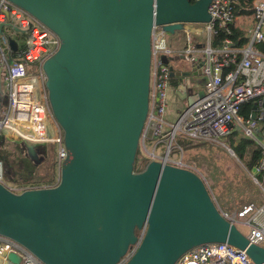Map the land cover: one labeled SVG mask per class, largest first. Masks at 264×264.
<instances>
[{"label":"water","instance_id":"1","mask_svg":"<svg viewBox=\"0 0 264 264\" xmlns=\"http://www.w3.org/2000/svg\"><path fill=\"white\" fill-rule=\"evenodd\" d=\"M9 1L61 40L43 70L68 158L55 186L14 193L0 183V236L42 264H176L208 243H228L264 264V247L223 217L196 171L156 160L134 170L150 110L154 28L174 34L184 23H207L212 0ZM187 84L176 93L192 105ZM26 150L42 163L33 144ZM4 264L21 258L12 252Z\"/></svg>","mask_w":264,"mask_h":264},{"label":"built area","instance_id":"2","mask_svg":"<svg viewBox=\"0 0 264 264\" xmlns=\"http://www.w3.org/2000/svg\"><path fill=\"white\" fill-rule=\"evenodd\" d=\"M195 0L194 2H197ZM210 21L207 23H184L176 30L180 39L185 40L182 52L187 62L201 63V72L206 78L204 95H196L194 104L188 105L178 120L171 125L166 123L168 91L173 81L169 60L176 53L170 43V34L161 26L154 28L152 34L151 91L150 110L143 134L146 141L155 143L152 160L176 166H185V152L173 146L177 136L196 143L217 142L233 133L236 126L242 127L245 136L255 141L261 157L254 166L253 179L260 185L264 182V0H212L209 6ZM240 11L251 12L257 28L248 42L238 45L232 36L233 25ZM16 28V34L26 36L25 44L13 51L7 34H2L0 43V72L5 70L4 85L8 89L6 117L0 121V134H13L21 141L57 145L55 163L59 170L68 158L64 144V133L55 121L48 101L47 76L43 65L61 46V40L48 27L24 9L9 0H0V27ZM196 26V28H195ZM198 30L204 41L198 45L193 42V33ZM225 33L218 48L213 46L215 37ZM6 52L9 54L7 55ZM176 78V76H175ZM48 120L55 129H48ZM259 130V133L257 131ZM166 146L163 155L156 150ZM174 150H178L174 152ZM59 182V181H58ZM0 183L14 193L42 187L31 185L21 189L5 183L4 164L0 161ZM55 186V185H54ZM264 190V189H263ZM223 217L238 229H248L247 238L251 243L264 244V205L247 202L240 209L230 213L221 211ZM147 225L139 231L144 237ZM138 249L132 247L127 261ZM21 258V264H42L23 246L0 236V264L7 262L10 253ZM176 264H256L245 250L228 243H208L185 253Z\"/></svg>","mask_w":264,"mask_h":264},{"label":"rangeland","instance_id":"3","mask_svg":"<svg viewBox=\"0 0 264 264\" xmlns=\"http://www.w3.org/2000/svg\"><path fill=\"white\" fill-rule=\"evenodd\" d=\"M236 26L238 30L243 28V33L248 34L250 37L253 36L254 31L256 30L257 23L254 18L245 17L244 15H239L236 19ZM196 28V26H195ZM241 31V30H240ZM5 34L16 39L20 46L25 44L26 36H20L16 34V32L12 28H6ZM193 37L199 42L203 35L199 34V31L196 30L193 33ZM0 43L3 46L2 42V34L0 33ZM199 44V43H198ZM7 55H9L6 52ZM1 51H0V58H1ZM169 61L171 66L175 68L176 72L182 73V78L180 79V83H185V78L187 81L188 86V93L192 95L194 92H200L204 88L203 82L198 80L195 82V87L191 85V78H194L193 69L197 68L200 63L193 61L187 62L184 53H174L169 56ZM179 63H182V67L179 70ZM7 75L5 70H1L0 72V121H3L6 117L7 111V103H8V89L4 85V78ZM173 79H175V74L172 73ZM201 77V76H200ZM176 80H173L174 82ZM178 96L176 94L170 95V99L172 101L176 100L179 102ZM185 103V102H179ZM172 104V102H171ZM176 113L180 112L181 109L179 107L174 106L172 104ZM180 110V111H179ZM54 124L48 120L47 128L51 129L54 128ZM259 133V130L257 131ZM0 154L4 151L3 148L8 147L11 151H23L24 153L27 152V148L29 145L33 144L39 157L43 159L44 164L50 168L48 165L52 163L56 159L55 151L57 150V145L55 144H46V143H29L27 141H21L13 134H9L10 141L13 143H9L7 145L6 139L0 135ZM251 139L245 136V133L240 126H236L233 133L219 139L217 142H205V143H196V140H186L182 136H177L173 146L175 149H182L185 152V161L189 163L192 167H194L198 172H200L203 176L202 178L212 185V187H218V193L216 198L218 199V207L221 211L224 212H231L235 209H238L244 204L245 202L256 201L260 199L259 205H264V182L259 177L260 185H257L255 180L253 179L252 175H255L254 167L250 171L248 167L244 164V158L241 156V149H238L239 146L242 145L248 146V141ZM155 143L151 141H146V145H143V141L140 143V159H145L143 163L144 169L152 161L151 154H153ZM15 146V147H14ZM258 144L254 141L253 144L249 147V150L245 152V160L251 161L250 157L253 153V150L258 149ZM16 149V150H14ZM178 151V150H176ZM174 150V152H176ZM166 152V146L161 145L159 149L156 150L157 155H163ZM151 153V154H150ZM7 155V154H6ZM5 154H2L1 157L5 158ZM21 164L24 168H33L34 163L29 157L24 154L22 155ZM242 160V161H241ZM244 162V163H243ZM37 165V164H36ZM45 169V168H44ZM49 170V169H48ZM39 174H46L47 171L43 169L38 170ZM52 184L44 185V186H54L59 181V170L57 165L55 164L54 173L52 174ZM15 185V184H14ZM43 186V185H40ZM208 186V185H207ZM15 188L21 189L20 185H15ZM257 202V201H256ZM225 206H223V204ZM236 207H227V205H235ZM257 204V203H256ZM241 232L245 235L248 233V229L246 227L241 228ZM264 247V244H263Z\"/></svg>","mask_w":264,"mask_h":264},{"label":"crops","instance_id":"4","mask_svg":"<svg viewBox=\"0 0 264 264\" xmlns=\"http://www.w3.org/2000/svg\"><path fill=\"white\" fill-rule=\"evenodd\" d=\"M251 14V12H247V11H240L239 13H238V16L239 15H244V16H249ZM248 18V17H247ZM233 29H236L237 30V32H239L242 36H243V38H247L248 36H247V34L246 33H243L242 32V30L244 31V29L243 28H240L239 30H238V28H237V26H236V23L233 25ZM6 30V29H5ZM241 30V31H240ZM8 36V35H7ZM8 37H10V36H8ZM12 38V37H11ZM200 39V41L198 42L194 37H193V42L196 44V45H198V43L200 44V43H202L203 41H204V38L202 37V38H199ZM170 43L172 44V46H173V48L175 49V51H176V53L177 54H179V53H181L182 52V47L185 45V40L184 39H180L179 38V35L178 34H173V35H170ZM214 43V42H213ZM213 46H214V44H213ZM215 47V46H214ZM216 48H218V46L216 47ZM201 64V63H200ZM200 64H199V66L197 67V68H194L193 69V74L194 73H196L195 74V77L194 78H191L190 80H191V85H194L195 86V82L197 81V79L198 80H200V81H202L203 82V86L205 85V83H206V78H205V76L202 74V72H201V67H200ZM182 63H179V70H180V68L182 67ZM201 76V77H200ZM175 79H177V81H174V82H172L171 83V86H170V88H169V91H168V100H169V102H168V109H167V112H166V118H165V120H166V123L168 124V125H171V124H174L177 120H178V118H179V115L181 114V112L186 108V107H188V103H189V100H182L178 95H177V93H176V91H177V89H178V87H179V85L180 84H182V83H180V79L178 78V77H176ZM175 79H173V80H175ZM178 82V83H177ZM203 90V89H202ZM199 93V92H198ZM197 92H194L192 95H190L189 93H188V95L189 96H195V95H197L198 94ZM0 94H1V92H0ZM173 94H176V96H178L177 98H178V100H179V102H185V103H179V102H177L176 100H174L173 101V99H172V101H171V99H170V95L172 96ZM197 97V96H196ZM196 97H194L195 98V100H196ZM0 100H1V97H0ZM171 102H172V104L174 103V106H176V107H179V109H181V111L178 113H176V110L174 109V107L172 106V104H171ZM53 123V122H52ZM51 129H55V127L54 128H51ZM0 135H2L5 139H6V141H7V145L10 143H13L12 141H10L11 139H10V136H9V134H7V135H5V134H0ZM1 137V136H0ZM15 147V146H14ZM4 149V151L3 152H1V154H0V161H2L3 162V164H4V171H5V183L7 184V185H10V186H13V187H15V185H20L21 187H28V186H31L30 184H19V183H16V182H13L14 181V179H18V172L20 171V169H22L23 168V166H22V164H21V161L19 160V158L21 159V157H22V155H24L25 153L21 150V151H18V150H16V149H14V150H16V151H11L10 149H8V147H5V148H3ZM2 154H7L6 155V157L5 158H3V157H1L2 156ZM55 161V160H54ZM183 162H184V165L187 167V168H190V169H192V170H195L200 176H203L200 172H198L194 167H192L191 165H189V163H187L186 161H185V155H184V157H183ZM8 170V172H10V173H8L7 174V171ZM11 175L12 177H14V178H10L9 176ZM204 178V177H203ZM15 184V185H14ZM207 185H208V188H209V190H210V192H211V194H212V196H213V198H214V200H215V202H216V204L218 205V199L216 198V195H217V193H218V187L217 186H214V187H212V185L210 184V183H208L207 182ZM257 201V202H256ZM255 202L254 201H250V202H254V203H257V205L258 206H262V205H259V203L261 202L260 201V199H258V200H256ZM249 202V201H248ZM247 202H245L244 204H246ZM223 204V203H222ZM244 204H242V206L244 205ZM223 206H225L224 204H223ZM236 207V204L235 205H227V207H229L228 209H230V207ZM241 206V207H242ZM240 207V208H241ZM240 208H238V209H240ZM238 209H235V210H238ZM222 210V209H221ZM235 210H233V211H235ZM263 221H264V219H263Z\"/></svg>","mask_w":264,"mask_h":264},{"label":"trees","instance_id":"5","mask_svg":"<svg viewBox=\"0 0 264 264\" xmlns=\"http://www.w3.org/2000/svg\"><path fill=\"white\" fill-rule=\"evenodd\" d=\"M195 0H191L192 3ZM233 36L232 39L234 41V43H237L238 45H242V44H246L248 42V38H243V36L237 32L236 29H233ZM225 37V33L221 32V34L215 37L214 39V46L217 47L219 46V42ZM177 81V79H175ZM178 83V82H177ZM248 146H244L242 147L239 146L238 149H241V156L242 158H244L245 161V165L246 167L249 168V170L251 171L253 169V167L257 164L258 160L261 157V151L258 148L257 150H253V153L250 157L251 161H246L245 160V152L247 150H249V147L253 144V141L250 140L248 141ZM140 150H138L137 152V158L134 164V170L135 172L139 173L142 172L144 170V166L146 164L145 159H140ZM242 161V160H241ZM145 162V164L143 165V163ZM37 164V165H36ZM55 161H53L52 163H49L48 165L50 166V168L47 167L46 169V164H44V161H42V163L38 164V163H34V167L33 168H22L20 169V171L18 172V179H15L13 182L19 183V184H30V185H50L52 184V174L54 173V168H55ZM45 168V169H44ZM39 169H43L44 171H47L48 173L42 175L38 173ZM49 169V170H48Z\"/></svg>","mask_w":264,"mask_h":264},{"label":"flooded vegetation","instance_id":"6","mask_svg":"<svg viewBox=\"0 0 264 264\" xmlns=\"http://www.w3.org/2000/svg\"><path fill=\"white\" fill-rule=\"evenodd\" d=\"M156 161H158V160H156ZM159 162H161V161H159ZM150 163V162H149ZM168 164V163H167ZM169 165H172V166H176V165H173V164H169ZM176 167H180V166H176ZM181 167H186V166H181ZM187 168V167H186ZM190 169V168H189ZM195 171V170H194ZM7 172V174L8 173H10V172H8V170L6 171ZM9 176V175H8ZM11 179L12 178H14V177H12L11 175L9 176ZM15 180V179H14Z\"/></svg>","mask_w":264,"mask_h":264}]
</instances>
